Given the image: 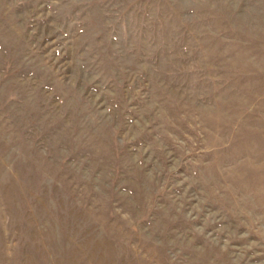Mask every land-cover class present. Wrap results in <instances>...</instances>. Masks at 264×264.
<instances>
[{"label":"rangeland","instance_id":"1","mask_svg":"<svg viewBox=\"0 0 264 264\" xmlns=\"http://www.w3.org/2000/svg\"><path fill=\"white\" fill-rule=\"evenodd\" d=\"M0 264H264V0H0Z\"/></svg>","mask_w":264,"mask_h":264}]
</instances>
